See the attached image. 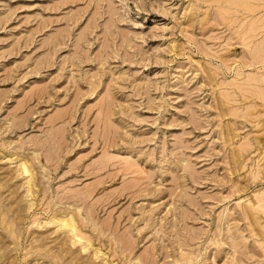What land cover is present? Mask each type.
<instances>
[{"label": "rangeland", "instance_id": "374dc122", "mask_svg": "<svg viewBox=\"0 0 264 264\" xmlns=\"http://www.w3.org/2000/svg\"><path fill=\"white\" fill-rule=\"evenodd\" d=\"M243 1L0 0V264H264Z\"/></svg>", "mask_w": 264, "mask_h": 264}, {"label": "bare ground", "instance_id": "6f19581e", "mask_svg": "<svg viewBox=\"0 0 264 264\" xmlns=\"http://www.w3.org/2000/svg\"><path fill=\"white\" fill-rule=\"evenodd\" d=\"M231 1H232V0H231ZM242 1H243V0H241V2H242ZM233 2H234V0H233ZM243 2H245V1H243ZM22 162H23V161H22ZM22 162H21V165H23V163H24V162H23V163H22ZM22 169H23V172H24V173H28V172H30V171H29L30 169H28L27 164H26V165L24 164V166H23ZM31 173H32V172H31ZM32 174H33V173H32ZM32 174H31V176H30V173H29L28 176L32 177ZM30 179L32 180V178H30ZM30 179H29V181H28L29 183H31V182H30ZM34 180H35V179H34ZM33 184H34V183H33ZM29 185H30V184H29ZM29 187H32V186H29ZM34 187H35V186H34ZM29 189H30V188H29ZM28 191H29V190H28ZM30 191H31V190H30ZM60 210H62V209H60ZM245 210H246V209H245ZM245 210H244V213H246ZM247 210H248V209H247ZM58 211H59V209H58ZM64 211H66V210H62L63 213H64ZM248 212H249V211H248ZM65 213H66V212H65ZM55 214H56V213H55ZM55 214H54V216L57 217V215H55ZM66 214L68 215V213H66ZM71 214H72V213H71ZM247 214H248V213H247ZM54 216H53V217H54ZM59 216H60V215H59ZM5 218H7V217H5ZM58 218H59V217H58ZM3 219H4V216H3ZM3 219H2V220H3ZM7 219H8V218H7ZM52 219H53V218H52ZM8 220H9V219H8ZM51 221H53V220H51ZM54 221H56V220H54ZM73 221H74V220H72V219H70L69 217H66V216L59 218V222L61 223V226L63 225L64 228H66V227L69 228V229H67V230H72V231H74V232H75V231L78 232L77 227H76V226H77V223L75 222V223H76V225H75V223H74ZM3 222H4V221H2V223H3ZM6 222H8V221H6ZM10 223H11V220H10L9 225H8V226L10 227V229L13 228V227H15V223H14V221H13V223H14L13 225H12V223H11L12 227L10 226ZM57 223H58V222H57ZM60 223H58V225H59ZM4 224H6V223H4ZM4 226H5V225H4ZM6 226H7V224H6ZM6 226H5V227H6ZM63 226H62V227H63ZM9 227H8V228H9ZM8 228H7V229H8ZM14 229H15V228H14ZM7 231H9V230H7ZM10 231H11V230H10ZM14 231H15V230H14ZM11 232H12V233H11ZM11 232L8 233V235L11 234L12 236H11V235H10V236H11L12 238H14V237H13V234H15V233H13V231H11ZM15 232H16V231H15ZM67 233H69V232H67ZM69 234H71V237H74V236H72V235H75V236H76V234L73 233V232H72V233H69ZM77 234H79V233H77ZM16 235H18V233H16ZM15 237H16V236H15ZM74 238H75V237H74ZM74 238H73V239H74ZM77 238L79 239L80 236L77 237ZM78 239H75L76 241H75V240L72 241V239H71V241H72V243H74V241L77 242ZM79 240H80V239H79ZM79 240H78L77 243H80ZM65 243H66V242H65ZM65 243H64V244H65ZM74 244H76V243H74ZM0 245H1V244H0ZM61 246H62V244H61ZM42 248H43V247H42ZM59 248H61V247H59ZM63 248H64V247H63ZM63 248H62V249H63ZM2 249H3V248H1V246H0V261H1L2 258H3V255L1 254V250H2ZM64 249H65V248H64ZM66 249H67V248H66ZM39 251H40V250H39ZM65 251H66V250H65ZM98 251H99V250H98ZM41 252H42V250H41ZM99 252H100V251H99ZM38 253H39V252H38ZM38 253H37V254H38ZM39 254H40V253H39ZM97 254H99V253H97ZM188 258H190V256H189ZM191 258H192V257H191ZM191 258H190V260H191ZM188 260H189V259H188ZM82 261H84V260H82ZM54 264H57V263H54Z\"/></svg>", "mask_w": 264, "mask_h": 264}]
</instances>
